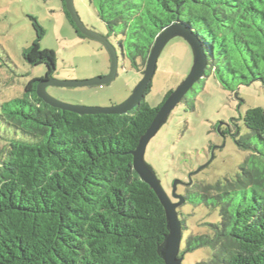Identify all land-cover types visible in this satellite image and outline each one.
I'll use <instances>...</instances> for the list:
<instances>
[{
	"label": "trees",
	"instance_id": "obj_1",
	"mask_svg": "<svg viewBox=\"0 0 264 264\" xmlns=\"http://www.w3.org/2000/svg\"><path fill=\"white\" fill-rule=\"evenodd\" d=\"M87 1L139 70L157 35L180 22L203 43L204 77L213 73L229 88L264 84V0ZM23 58L47 71L0 104V264H166L159 252L169 234L166 210L135 170L133 151L172 90L157 107L144 98L124 114H78L37 94L56 71L55 52L36 42ZM219 130L250 153L234 177L186 188L184 203L217 209L220 220L190 233L181 254L206 247L210 258L196 264H264V108L250 107Z\"/></svg>",
	"mask_w": 264,
	"mask_h": 264
},
{
	"label": "rangeland",
	"instance_id": "obj_2",
	"mask_svg": "<svg viewBox=\"0 0 264 264\" xmlns=\"http://www.w3.org/2000/svg\"><path fill=\"white\" fill-rule=\"evenodd\" d=\"M75 6L91 29L107 34L105 23L87 0H74ZM34 17L41 26V37L34 27ZM38 42L41 49L55 52L57 80H87L106 75L111 58L104 44L80 36L63 11L61 0H0V104L24 93L34 77L46 74L45 64L31 65L23 58V51ZM191 44L180 35L170 38L158 60L151 90L145 101L152 107L160 105L166 94L178 87L194 64ZM145 69V68H144ZM143 71L119 50L116 79L107 85L85 87L48 86V92L60 101L85 106H113L124 102L143 78ZM264 108V84H232L225 87L212 73L201 78L185 99L178 103L159 131L150 140L145 160L156 172L162 185L173 197L197 183H215L234 177L249 151L241 149L232 135L224 137L225 128L233 118L243 116L248 108ZM241 133L248 132L239 120ZM5 133L0 124V135ZM186 222L181 251L190 233H203L208 223L220 220L217 209L195 206L191 202L178 207ZM211 249L201 247L184 253L183 264L207 260Z\"/></svg>",
	"mask_w": 264,
	"mask_h": 264
},
{
	"label": "water",
	"instance_id": "obj_3",
	"mask_svg": "<svg viewBox=\"0 0 264 264\" xmlns=\"http://www.w3.org/2000/svg\"><path fill=\"white\" fill-rule=\"evenodd\" d=\"M66 9L74 21L77 29L85 36L98 40L104 44L108 50L111 58L110 71L106 75L98 76L87 80H57L55 78L43 79L37 85V94L47 104L60 108L62 110L72 111L78 114H124L139 105L146 97L149 84L153 81L157 71L159 56L170 40L171 37L180 35L183 36L192 46L195 59L194 64L186 76V78L178 85V87L171 91L166 100L159 108L155 118L146 133L141 137L137 148L133 151L134 168L140 177L147 182L158 195L163 204L168 219L169 234L166 240L160 246V255L164 258L166 264H183L184 254H181V246L183 240V226L179 215L178 207L185 201L182 194L177 193V183L174 184L173 197L177 199L174 201L169 193L162 185L156 172L145 160V151L150 140L159 131L162 124L166 121L168 115L174 107L180 103L193 86L205 76L206 70L209 66L208 56L202 41L198 35L190 29L187 25L180 22H175L167 25L156 37L155 43L149 54L145 69L143 71V78L134 88L132 94L124 102L107 107L101 106H85L69 104L53 97L48 92V86L61 87H85L107 85L113 82L118 75L119 67V52L116 46L103 33L89 28L82 20L74 0H65Z\"/></svg>",
	"mask_w": 264,
	"mask_h": 264
},
{
	"label": "flooded vegetation",
	"instance_id": "obj_4",
	"mask_svg": "<svg viewBox=\"0 0 264 264\" xmlns=\"http://www.w3.org/2000/svg\"><path fill=\"white\" fill-rule=\"evenodd\" d=\"M177 200V199H176Z\"/></svg>",
	"mask_w": 264,
	"mask_h": 264
}]
</instances>
